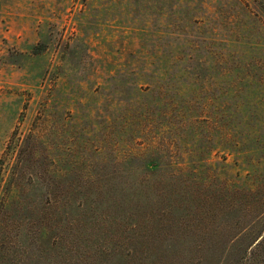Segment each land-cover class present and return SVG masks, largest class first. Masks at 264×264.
Segmentation results:
<instances>
[{"label":"rangeland","instance_id":"374dc122","mask_svg":"<svg viewBox=\"0 0 264 264\" xmlns=\"http://www.w3.org/2000/svg\"><path fill=\"white\" fill-rule=\"evenodd\" d=\"M0 264H264V0H0Z\"/></svg>","mask_w":264,"mask_h":264}]
</instances>
